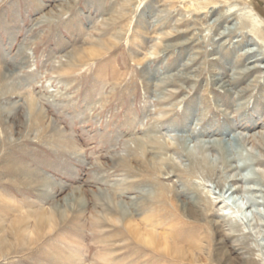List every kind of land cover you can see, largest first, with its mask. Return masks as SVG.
I'll return each instance as SVG.
<instances>
[{"label":"rangeland","instance_id":"374dc122","mask_svg":"<svg viewBox=\"0 0 264 264\" xmlns=\"http://www.w3.org/2000/svg\"><path fill=\"white\" fill-rule=\"evenodd\" d=\"M4 166L0 264H264V0H0Z\"/></svg>","mask_w":264,"mask_h":264},{"label":"bare ground","instance_id":"6f19581e","mask_svg":"<svg viewBox=\"0 0 264 264\" xmlns=\"http://www.w3.org/2000/svg\"><path fill=\"white\" fill-rule=\"evenodd\" d=\"M240 16H242V15H244V14H239ZM245 18H248V19H250V22L252 23V25H254V27H256V25L258 24V20H260V18L256 15V14H253V15H251V14H247V15H244V16H242V18H240V19H245ZM258 28V27H257ZM260 29V28H259ZM251 32L253 33V34H257V33H262V31L261 30H257V29H255V28H253L252 30H251ZM258 35V34H257ZM262 35H263V33H262ZM258 38H260V37H258ZM262 39V38H261ZM32 106H35V103H32L31 104ZM31 106V107H32ZM37 106V105H36ZM37 114V113H36ZM151 142H152V140H150ZM149 141V142H150ZM154 142V141H153ZM158 143V142H157ZM155 144V143H154ZM232 145V144H231ZM162 149V148H161ZM227 150L229 151L230 149L229 148H227ZM156 151V150H155ZM187 151V150H186ZM155 153V152H154ZM166 155V154H165ZM163 154H161L160 152H159V154H157V155H155L154 156V159H153V161L154 162H157V164H164V160L166 159V157H164L165 159H163ZM233 157V156H232ZM236 158L237 159H239V161L241 162V165H245V162L243 161V159L241 158V156H239V155H237L236 154ZM229 159V158H228ZM168 160V159H167ZM225 160V159H224ZM229 160H231V159H229ZM171 161V160H170ZM236 161V160H235ZM224 162V161H223ZM201 163H202V161H201ZM200 163V164H201ZM204 163H206V167L207 166H211V163L209 162V161H207V159H206V161H204ZM156 164V165H157ZM165 165V164H164ZM203 165V164H202ZM239 166H240V164H238ZM163 166V165H162ZM213 166H215V165H213ZM212 166V167H213ZM246 166H247V164H246ZM5 168L3 169V171H1L0 172V177L1 176H6V175H8V171L10 172V173H12V170H11V168L10 167H7V166H4ZM241 167V166H240ZM228 168V167H227ZM237 168H239V167H237ZM155 169V171L157 170L155 167H153V170ZM243 169V168H242ZM163 170V169H162ZM211 170H213V169H211ZM249 174V173H248ZM247 177H250L249 175H247L246 176V178ZM248 179V178H247ZM2 180V179H1ZM5 184V183H4ZM8 185H9V183H8ZM7 184H6V186L5 187H7L8 186ZM237 190V189H236ZM163 192V191H162ZM158 194V193H157ZM1 202H3V200H0V203ZM38 221H37V223H36V227L37 228H39V229H41V228H45V227H47V228H51L53 225H54V218L53 217H46L45 216V214H38ZM36 221V220H35ZM21 223V222H20ZM22 223H24V221L22 222ZM186 225V224H185ZM28 227H25L24 229H19V232H18V238H19V240H21L23 237H24V234H23V232H26L28 229H27ZM127 229V227H125V231H126V235L127 236H132L133 235V237H134V239L132 238V240L134 241V242H136L135 240H136V238L138 239V236H139V234H138V231H136L135 229H128V230H126ZM23 232H22V231ZM6 238H7V235H5V236H2L1 238H0V245H2V246H4L5 244H6ZM139 240V239H138ZM238 243H239V240H236ZM149 243V242H148ZM150 244H152V246L154 247V251L156 252V253H159L160 251H159V246L155 243V241L153 242V239H151L150 240ZM160 244V243H159ZM241 246H243V248H246V249H248L247 248V246H245V244L244 243H239ZM249 250V249H248ZM165 251H166V249H165ZM176 252V251H175ZM165 253H167V254H170L169 252H165ZM177 254V253H176ZM172 255V254H171ZM184 257H185V254H183V253H180V255H178L177 256V259L178 258H180V259H183L184 260ZM205 257V256H204ZM176 258V257H175ZM251 261H253V260H251Z\"/></svg>","mask_w":264,"mask_h":264}]
</instances>
